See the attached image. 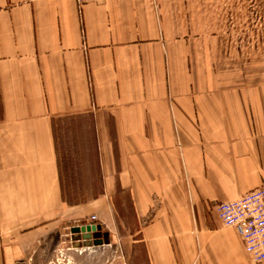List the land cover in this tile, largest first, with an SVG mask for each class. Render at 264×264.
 <instances>
[{
	"label": "crops",
	"instance_id": "1",
	"mask_svg": "<svg viewBox=\"0 0 264 264\" xmlns=\"http://www.w3.org/2000/svg\"><path fill=\"white\" fill-rule=\"evenodd\" d=\"M212 41L181 0H0V264L64 236L97 264H254L214 204L264 183V81ZM60 126L94 141L81 199Z\"/></svg>",
	"mask_w": 264,
	"mask_h": 264
},
{
	"label": "rangeland",
	"instance_id": "2",
	"mask_svg": "<svg viewBox=\"0 0 264 264\" xmlns=\"http://www.w3.org/2000/svg\"><path fill=\"white\" fill-rule=\"evenodd\" d=\"M181 3L193 32L200 33L204 41H211L212 45V40L219 41L223 47L219 55L234 56L235 68L246 71L249 80L264 81V0H181ZM57 133L61 135L62 166L64 170L72 167L68 173L70 181L77 184L75 187L69 185L71 190H75L79 199L89 187L96 192L99 185L80 183L88 181L86 173L89 169L84 166L93 164V138H72L61 126ZM93 172L92 167L90 173ZM63 239L61 244L52 240L37 245L26 258L18 259L15 264H97L114 255L111 248L75 251L65 236Z\"/></svg>",
	"mask_w": 264,
	"mask_h": 264
},
{
	"label": "built area",
	"instance_id": "3",
	"mask_svg": "<svg viewBox=\"0 0 264 264\" xmlns=\"http://www.w3.org/2000/svg\"><path fill=\"white\" fill-rule=\"evenodd\" d=\"M94 1L98 0H76ZM214 212L224 226L237 231L252 262L264 264V183L234 200L217 202Z\"/></svg>",
	"mask_w": 264,
	"mask_h": 264
},
{
	"label": "water",
	"instance_id": "4",
	"mask_svg": "<svg viewBox=\"0 0 264 264\" xmlns=\"http://www.w3.org/2000/svg\"><path fill=\"white\" fill-rule=\"evenodd\" d=\"M99 230H100V225L91 224V225L81 226L80 228L79 227H73V228H71V233H79V232L86 233L83 236V239L89 240L91 237V232H93L94 235L92 234V236H93L94 240L92 241V243L100 244V243H102V240L99 238L98 232L96 234V231H99Z\"/></svg>",
	"mask_w": 264,
	"mask_h": 264
},
{
	"label": "bare ground",
	"instance_id": "5",
	"mask_svg": "<svg viewBox=\"0 0 264 264\" xmlns=\"http://www.w3.org/2000/svg\"><path fill=\"white\" fill-rule=\"evenodd\" d=\"M78 247H80V249H82V248H87V247H85V246H81V245H79ZM78 249V248H77ZM76 250V249H75Z\"/></svg>",
	"mask_w": 264,
	"mask_h": 264
}]
</instances>
